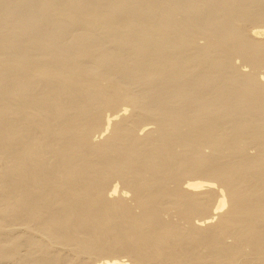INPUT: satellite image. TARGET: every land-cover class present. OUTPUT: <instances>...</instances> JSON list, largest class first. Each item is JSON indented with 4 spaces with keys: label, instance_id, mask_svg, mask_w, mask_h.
Listing matches in <instances>:
<instances>
[{
    "label": "bare ground",
    "instance_id": "bare-ground-1",
    "mask_svg": "<svg viewBox=\"0 0 264 264\" xmlns=\"http://www.w3.org/2000/svg\"><path fill=\"white\" fill-rule=\"evenodd\" d=\"M0 264H264V0H0Z\"/></svg>",
    "mask_w": 264,
    "mask_h": 264
}]
</instances>
